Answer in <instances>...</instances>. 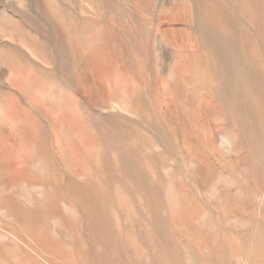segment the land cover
Returning <instances> with one entry per match:
<instances>
[{
    "label": "rangeland",
    "instance_id": "rangeland-1",
    "mask_svg": "<svg viewBox=\"0 0 264 264\" xmlns=\"http://www.w3.org/2000/svg\"><path fill=\"white\" fill-rule=\"evenodd\" d=\"M0 51V264H264V0H0Z\"/></svg>",
    "mask_w": 264,
    "mask_h": 264
},
{
    "label": "crops",
    "instance_id": "crops-1",
    "mask_svg": "<svg viewBox=\"0 0 264 264\" xmlns=\"http://www.w3.org/2000/svg\"><path fill=\"white\" fill-rule=\"evenodd\" d=\"M3 52V51H2ZM0 51V60H2L1 56L4 55V53H2ZM0 71H7V76L4 78V80H2L0 78V83L2 82H6L8 85H10L11 87L14 88L13 84L14 82H22L23 81V75L22 76H19V74H17L16 72V75H15V71L12 70V68L10 66L7 65H0ZM16 89L18 90L19 89V86H16ZM18 93H16V95L14 96V101L18 102L19 101V98H18Z\"/></svg>",
    "mask_w": 264,
    "mask_h": 264
}]
</instances>
